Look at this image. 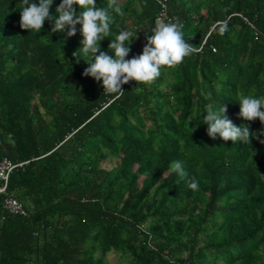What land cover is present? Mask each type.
Segmentation results:
<instances>
[{
    "label": "trees",
    "instance_id": "obj_1",
    "mask_svg": "<svg viewBox=\"0 0 264 264\" xmlns=\"http://www.w3.org/2000/svg\"><path fill=\"white\" fill-rule=\"evenodd\" d=\"M157 1L204 44L117 99L82 75L80 33L52 31L60 0L39 33L20 28L22 0H0V159L25 162L6 192L27 212L8 214L0 196V264H102L108 251L127 264H264V144L213 140L202 123L206 104H225L235 125L262 130L236 98H264V0H117L101 50L136 30L135 56Z\"/></svg>",
    "mask_w": 264,
    "mask_h": 264
},
{
    "label": "clouds",
    "instance_id": "obj_2",
    "mask_svg": "<svg viewBox=\"0 0 264 264\" xmlns=\"http://www.w3.org/2000/svg\"><path fill=\"white\" fill-rule=\"evenodd\" d=\"M52 3L53 0H22L19 9L20 28L39 33L44 21L52 19L49 13ZM110 10L121 16L124 14L117 0H109L107 7H97L96 0H60L55 9L58 15L54 18L52 28L53 32L67 29L69 37L80 33L82 39L78 54L88 65L82 75L101 82L105 94L119 99L124 95L123 84L130 81L151 84L161 75L163 67H175L196 51L194 45L184 38L183 24L178 17L168 21L157 19L149 31L151 34H146V43L139 55L126 59L131 51L127 45L136 36V30H121L114 39H110L107 46L110 51H102L100 42L110 37V26L114 22ZM75 54L76 51L74 57ZM236 99L240 118L245 121L259 119L261 122L259 135L250 131L247 124L235 125L226 115L225 104L214 107L211 103L205 105L203 112L206 115L202 123L207 125V135L213 140L219 137L223 141H239L245 145L250 144V138H256L264 144V139H260L264 137V98L239 94ZM171 171L182 179L187 175L179 161L171 165ZM189 187L198 190L194 180Z\"/></svg>",
    "mask_w": 264,
    "mask_h": 264
},
{
    "label": "built area",
    "instance_id": "obj_3",
    "mask_svg": "<svg viewBox=\"0 0 264 264\" xmlns=\"http://www.w3.org/2000/svg\"><path fill=\"white\" fill-rule=\"evenodd\" d=\"M159 4L158 11L153 20V25L157 19H163L165 21L171 20V18L166 14V7L162 1H157ZM238 15L239 14H235ZM240 17V16H239ZM244 19V18H243ZM245 20V19H244ZM146 36L140 35L138 36V41L135 47V55H139L142 52V48L146 43ZM204 44V40L201 45L196 49V51L201 50L202 45ZM214 51V48H212ZM25 162L12 163L6 158L0 159V196H2V208L5 212L11 215H26L27 212L23 205L15 198H13L10 194L6 192V184L9 173L18 166H21Z\"/></svg>",
    "mask_w": 264,
    "mask_h": 264
},
{
    "label": "rangeland",
    "instance_id": "obj_4",
    "mask_svg": "<svg viewBox=\"0 0 264 264\" xmlns=\"http://www.w3.org/2000/svg\"><path fill=\"white\" fill-rule=\"evenodd\" d=\"M119 2L121 0H118ZM200 13H203V9L200 10ZM194 19L196 20L197 17L194 16ZM137 40V37L135 36L133 38V43L134 41ZM136 44V43H135ZM136 46V45H135ZM203 238V237H200ZM202 239H200L201 241ZM102 264H127V261H125L124 259H122V257L120 256V254L118 252H114V251H108L103 257H102Z\"/></svg>",
    "mask_w": 264,
    "mask_h": 264
}]
</instances>
